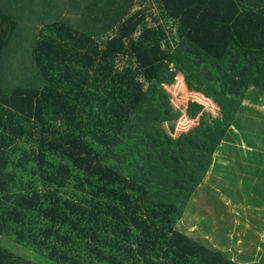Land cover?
I'll return each mask as SVG.
<instances>
[{
	"label": "trees",
	"instance_id": "1",
	"mask_svg": "<svg viewBox=\"0 0 264 264\" xmlns=\"http://www.w3.org/2000/svg\"><path fill=\"white\" fill-rule=\"evenodd\" d=\"M86 7L85 30L55 20L37 30L36 73L11 66L19 78L33 72V84L0 85V264H246L240 252L176 227L174 194L157 198L162 189L134 171L150 159L153 181L156 164L166 170L163 162L178 159L163 161L145 143L132 149L139 130L128 134L125 125L152 88L173 82L171 68L238 125L235 78L253 77L264 91V0H89ZM14 29L0 11V59ZM9 69L0 61L2 79ZM203 163L213 165L209 157ZM182 164L176 180H165L170 191L185 189Z\"/></svg>",
	"mask_w": 264,
	"mask_h": 264
},
{
	"label": "rangeland",
	"instance_id": "2",
	"mask_svg": "<svg viewBox=\"0 0 264 264\" xmlns=\"http://www.w3.org/2000/svg\"><path fill=\"white\" fill-rule=\"evenodd\" d=\"M0 11L15 22L13 35L7 40L0 59L3 66L10 68L11 74L5 71L3 79L0 77V85L10 89L29 84V81L33 84L32 75L36 69L30 50L38 34L37 29L41 23L54 17L58 21H66L67 18L62 16L66 15V11L63 13L62 6L57 8V1L52 0H29L27 5L19 0H0ZM70 15L67 14L68 17ZM78 17L74 23H77ZM78 28L86 29L85 25ZM246 61L248 64L258 62L255 58H247ZM15 65L24 71L30 66L33 72L30 76L24 74L19 78L14 76L18 70H12ZM170 72H173V82L164 84V91L158 93H154L152 88L148 93L151 100L143 101L140 108L133 112L125 129L128 134L139 130L132 149L145 143L149 154L157 153L163 161L172 156L178 162H163L168 167L167 171L160 163L156 164L153 173L156 179L153 181L145 168L147 164L150 166V159L144 165L139 164L134 174L152 184H149L151 190L162 189V195L157 198H168L174 194V201L180 203L176 221L180 231L228 252L234 248L240 251L242 239L247 247L234 256L246 264H264V91L251 85L253 77L248 83L235 78L241 95L234 112L238 125H234L223 120V109L212 95L188 90L182 75L174 72L173 68ZM149 114L154 120L143 122L141 118L144 116L146 119ZM205 157L211 158L213 165L210 169L208 164L203 163ZM122 159L123 155L119 170L123 165ZM181 164L186 176H189L183 185L185 189L170 191L165 180L168 174L176 180L182 174L176 166L181 167ZM13 245L22 257L35 258L27 248L17 243Z\"/></svg>",
	"mask_w": 264,
	"mask_h": 264
},
{
	"label": "crops",
	"instance_id": "3",
	"mask_svg": "<svg viewBox=\"0 0 264 264\" xmlns=\"http://www.w3.org/2000/svg\"><path fill=\"white\" fill-rule=\"evenodd\" d=\"M56 1H57V8L62 6V12L64 13L66 11V15H62V16H65V18H67L66 19L67 24L74 23L75 18L79 16L78 17L79 20L77 21V23H80V26H81L82 25L81 22L84 19L85 20L87 19L89 10L86 7V5L89 3V0H52V2H56ZM19 2H22V4H24V5H27V1L26 0H19ZM111 5L115 6L114 4H111ZM76 11H78V13H76ZM68 13L71 14L70 17L67 16ZM72 15H73V17H72ZM81 16H83V19H80ZM53 20L58 21V18L54 17V18H51V19H47L43 23L40 22L41 23L40 27L45 25L46 22H49V21L51 22ZM66 21H64V22L66 23ZM61 22H63V20ZM77 23H74V24H77ZM260 140H261V138H260ZM262 156L264 157V151L262 152ZM246 247H247V244H243L242 239H241L240 251H238L236 248H234V250H237L241 254V252L243 250H245Z\"/></svg>",
	"mask_w": 264,
	"mask_h": 264
}]
</instances>
